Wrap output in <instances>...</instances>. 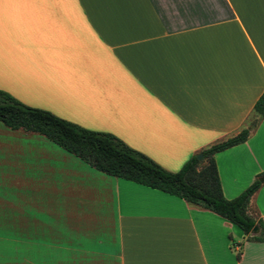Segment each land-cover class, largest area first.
I'll list each match as a JSON object with an SVG mask.
<instances>
[{
  "label": "crops",
  "instance_id": "obj_1",
  "mask_svg": "<svg viewBox=\"0 0 264 264\" xmlns=\"http://www.w3.org/2000/svg\"><path fill=\"white\" fill-rule=\"evenodd\" d=\"M263 89L264 0H0V90L167 171L248 127ZM54 145L0 123V264H264L217 214ZM213 159L233 198L264 171V115ZM247 212L264 224V183Z\"/></svg>",
  "mask_w": 264,
  "mask_h": 264
},
{
  "label": "trees",
  "instance_id": "obj_2",
  "mask_svg": "<svg viewBox=\"0 0 264 264\" xmlns=\"http://www.w3.org/2000/svg\"><path fill=\"white\" fill-rule=\"evenodd\" d=\"M252 113L248 127L202 149L200 159L190 156L171 172L109 132L81 127L47 110L27 106L0 90V122L8 129L40 134L97 171L182 198L236 225L245 240L261 242L264 224L248 214L247 207L250 196L264 183V171L236 196L226 199L213 159L214 153L246 140L249 129L264 115V89ZM231 244L240 246L241 242Z\"/></svg>",
  "mask_w": 264,
  "mask_h": 264
},
{
  "label": "water",
  "instance_id": "obj_3",
  "mask_svg": "<svg viewBox=\"0 0 264 264\" xmlns=\"http://www.w3.org/2000/svg\"><path fill=\"white\" fill-rule=\"evenodd\" d=\"M195 157H196L197 159H200V158H201V153L196 154ZM255 229H256V227L254 226V227L252 228V231H255Z\"/></svg>",
  "mask_w": 264,
  "mask_h": 264
},
{
  "label": "rangeland",
  "instance_id": "obj_4",
  "mask_svg": "<svg viewBox=\"0 0 264 264\" xmlns=\"http://www.w3.org/2000/svg\"><path fill=\"white\" fill-rule=\"evenodd\" d=\"M41 109V108H40ZM45 110V109H44ZM48 111V110H47ZM1 123V122H0ZM2 124V123H1ZM3 125V124H2ZM82 127V126H81ZM8 129V128H7ZM54 147L57 149V148H60L58 147L56 144L54 145Z\"/></svg>",
  "mask_w": 264,
  "mask_h": 264
}]
</instances>
